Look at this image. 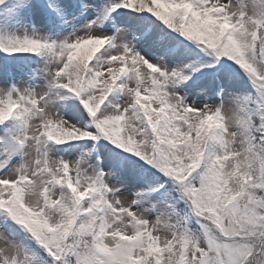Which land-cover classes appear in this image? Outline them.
Listing matches in <instances>:
<instances>
[{
  "label": "snow or ice",
  "instance_id": "obj_1",
  "mask_svg": "<svg viewBox=\"0 0 264 264\" xmlns=\"http://www.w3.org/2000/svg\"><path fill=\"white\" fill-rule=\"evenodd\" d=\"M0 53V264H264V0H0Z\"/></svg>",
  "mask_w": 264,
  "mask_h": 264
},
{
  "label": "rangeland",
  "instance_id": "obj_2",
  "mask_svg": "<svg viewBox=\"0 0 264 264\" xmlns=\"http://www.w3.org/2000/svg\"><path fill=\"white\" fill-rule=\"evenodd\" d=\"M2 56H3V54H2V53H0V57H2ZM10 59H11V58H10ZM12 70H13V71H15V68H13Z\"/></svg>",
  "mask_w": 264,
  "mask_h": 264
}]
</instances>
